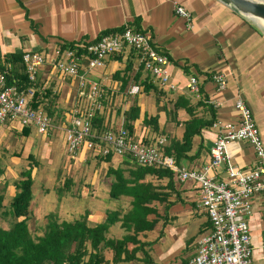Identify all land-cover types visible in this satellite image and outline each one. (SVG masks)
Returning <instances> with one entry per match:
<instances>
[{"label":"crops","instance_id":"crops-1","mask_svg":"<svg viewBox=\"0 0 264 264\" xmlns=\"http://www.w3.org/2000/svg\"><path fill=\"white\" fill-rule=\"evenodd\" d=\"M176 4L191 12V28H187L186 21L175 14ZM125 24L145 33L152 44L167 55L174 88L160 89L154 85L145 90L143 80L146 72L137 53L128 48L106 57L103 65L93 69H87L83 61L82 71L103 89L106 104L100 115L104 118V126L125 127L130 107L136 106L138 117L129 122L133 136L138 140H149V143L164 137L166 141L160 148L163 145L168 147L172 140L182 142L185 122L191 117L211 120L212 124L236 122L238 114L234 109V100L240 96L249 105L264 143V32L221 1L0 0V69L5 68L11 74V65L17 66L12 57L24 52H39L44 56L35 83L27 84L35 87L33 98H38L37 109L42 108L45 113L56 116L50 117L51 126L46 134H41L43 138L49 133L57 138L63 132L64 140L65 127L73 116V108L85 105L79 96L77 79L62 75L55 66L56 60L64 57L62 46L95 41L102 32L120 31ZM15 71L14 74H18L17 69ZM212 74L224 76V89L217 88L211 80ZM191 75L199 80L198 95L192 94L186 87ZM16 82L24 83L21 79ZM133 85L139 86L138 92H130ZM153 116L157 117L155 127L144 122V118ZM54 121L59 125L58 129L53 128ZM212 124L193 135L185 156L175 160L170 157L175 166L201 170L209 162V149L217 136ZM26 128L29 134L24 136L22 132ZM30 132L31 127H21L17 121L0 127L2 137L7 134L21 135L29 148L32 147L27 142ZM28 147L26 151L30 150ZM44 147L51 149L49 145ZM228 153L231 163L239 168H249L254 164V151L246 141L229 144ZM66 156L68 161H79L81 158L85 161L86 156L95 158L98 161L95 167L104 172L109 180L108 193L105 194L107 207L103 212L88 211L90 226L103 222L109 210H118L123 214L130 209L131 198L128 196H120L111 202L109 189L112 177L106 173L109 168H122L127 175L138 165L131 156H94L84 150L74 155L66 153ZM108 156L109 160H104ZM114 158H117L115 162ZM32 177L35 181L33 169ZM19 178L17 175L13 183ZM144 180L151 181L157 186V192L167 195L163 201L153 203L156 214H150L148 218L155 219V223L150 230L140 232L137 239L149 244L144 249L150 257V264H187L197 251L200 235L210 229L209 218L198 204L196 184L192 180L180 181L174 172L168 186L167 178L146 175ZM3 183L5 185L6 180ZM12 184H6L7 189H11L8 194L0 191L3 197L1 212L9 211V202L17 192ZM94 187L98 189V186ZM95 195H98L97 192L93 197L98 198ZM34 200L29 206L30 217L34 211ZM248 223L252 244L251 264H264V192L254 196ZM126 233L117 222L109 227L107 237L121 238ZM133 247V244H128L129 250ZM104 255L111 261L110 251H104ZM142 256L139 251L136 259L119 264H146L141 260Z\"/></svg>","mask_w":264,"mask_h":264},{"label":"built area","instance_id":"built-area-1","mask_svg":"<svg viewBox=\"0 0 264 264\" xmlns=\"http://www.w3.org/2000/svg\"><path fill=\"white\" fill-rule=\"evenodd\" d=\"M174 12L186 21L187 28H191V12L177 4ZM76 45V50L65 49L63 59L55 62L62 75L77 79L79 96L85 102V105L73 108V116L65 127L66 153L74 155L84 150L94 156L129 155L140 166L168 168L180 181L192 180L198 188V204L209 218L210 229L200 235L197 251L187 264H251L248 219L254 196L264 192V143L246 101L240 96L234 100V109L238 114L236 122L212 124L217 136L209 149V162L201 170L179 168L160 151L159 146L166 141L164 137H159L152 145L130 135L123 126H104L101 131L93 130L96 112L101 113L104 109L101 102L104 94L101 85L82 71L83 61L87 69H93L103 65L106 57L128 48L137 53L144 71L158 87L170 90L174 84L170 79L167 55L159 51L145 33L126 24L120 31ZM43 61L44 56L39 52L22 53V63L31 84L35 83ZM7 73V70L0 71V127L17 121L21 127L34 126L39 134H46L51 126V118L41 109L31 106L35 87L22 86L15 81L9 84ZM211 80L220 90L226 86L222 74H212ZM186 87L192 94L198 95V78L191 75ZM138 90V85L130 88L131 93ZM239 141L248 142L254 151V164L249 168H239L230 161L228 146Z\"/></svg>","mask_w":264,"mask_h":264},{"label":"trees","instance_id":"trees-1","mask_svg":"<svg viewBox=\"0 0 264 264\" xmlns=\"http://www.w3.org/2000/svg\"><path fill=\"white\" fill-rule=\"evenodd\" d=\"M115 31L106 30L100 36ZM76 46L73 44L63 45L61 49L73 50ZM78 51L83 52L80 49ZM21 57L22 54L12 57L17 66L11 65V74L7 73L6 78L9 84H12V81L16 82L17 80H12V78H15L24 82L21 84L22 86H27L30 82L27 79ZM15 69H17L18 74H14ZM3 70L5 71V68L0 69V71ZM143 84L145 90H148L150 86L154 87V85L158 87L153 78L147 73ZM37 100L38 98H35V100L33 98L31 102V106L35 109L39 106ZM101 102L103 105L106 104L104 99ZM100 114V112H96L92 124L93 130L101 131L104 128V118ZM211 114L214 115L213 110H211ZM47 116L50 117L49 114ZM137 117L138 108L136 106L130 107L127 114V124L124 128L132 136V125L129 122ZM145 121L155 127L157 117L144 118ZM211 124V120L191 117L189 121L185 122L182 142L172 140L168 147L163 145L160 148L159 146L160 151L174 160L185 156V152L191 145L193 135L199 134L202 128ZM28 134V128L24 129L22 135L27 136ZM144 142L146 144H156V141L149 143V140H145ZM27 157L30 158L31 156L28 155ZM104 160L108 161L109 156L105 157ZM34 167L35 165H30L20 171V178L14 184L17 192L9 202V211H0V215H9L14 219L8 229L0 226V264H119L136 259V253L139 251L143 254L141 260L146 264H150V257L144 249L149 244L138 240L137 235L153 227L155 219L150 220L148 218V215L156 214V209L152 205L154 202L163 201L167 194L157 192V186L144 179L146 175H153L158 179L167 178V186L171 185L173 172L170 169L137 165L134 170H130L125 175L122 168H109L106 173L109 177H112L109 197L111 199H118L120 196L130 197V209L128 211L122 214L118 210H109L106 212L105 220L93 226H90L87 222V212L73 221L60 220L55 213L51 212L45 216L46 222L42 234L33 236L29 230L28 221L30 218L29 206L33 199L32 169ZM2 200L3 197L0 195V210ZM117 222H120V226L127 233L121 238H108L109 227ZM129 243L134 245L131 250L128 249ZM106 250L112 253L111 261L105 258L104 251Z\"/></svg>","mask_w":264,"mask_h":264},{"label":"rangeland","instance_id":"rangeland-1","mask_svg":"<svg viewBox=\"0 0 264 264\" xmlns=\"http://www.w3.org/2000/svg\"><path fill=\"white\" fill-rule=\"evenodd\" d=\"M246 20L264 32L262 23L257 22L263 28L251 20ZM12 80L20 79L12 78ZM52 125L54 129L56 127L58 129L59 125L56 121ZM58 135L56 138L54 134L49 133L43 138L37 133L36 128L31 126V132L27 138V142L32 145L31 148L29 145L26 146V141L21 139V135L7 134L3 137L0 135V191L7 192V194L11 192L6 184L15 182L17 175H20L19 172L27 166L35 165V169L33 168L35 181L33 178L34 184L32 185L35 206L28 221L29 230L33 236L42 234L46 222L45 216L48 212L55 213L60 220L73 221L86 212L88 214V211L103 212L107 207L105 201L107 195L105 194L108 193L109 180L106 175L104 176V172L95 167L98 161L89 156H86L85 161L91 159V162L87 161V163H83L85 162L83 158L79 161L78 159L68 161L63 132ZM44 145H49L51 149L43 148ZM26 147L30 150L26 151ZM27 155L31 157L28 158ZM116 159L114 158L113 161L115 162ZM5 180L7 183L4 185ZM11 186H14V183ZM94 186H98V189ZM95 192L98 198L93 197ZM111 202H114V199H111ZM96 205L97 208H95ZM13 221L14 219L9 215H0V226L4 228H10Z\"/></svg>","mask_w":264,"mask_h":264},{"label":"water","instance_id":"water-1","mask_svg":"<svg viewBox=\"0 0 264 264\" xmlns=\"http://www.w3.org/2000/svg\"><path fill=\"white\" fill-rule=\"evenodd\" d=\"M219 1L233 8L244 18L251 20L259 27H261L257 23L256 19L261 18L264 20V0H219Z\"/></svg>","mask_w":264,"mask_h":264},{"label":"bare ground","instance_id":"bare-ground-1","mask_svg":"<svg viewBox=\"0 0 264 264\" xmlns=\"http://www.w3.org/2000/svg\"><path fill=\"white\" fill-rule=\"evenodd\" d=\"M259 23H262L263 25H264V20L263 19H261V18H257L256 19Z\"/></svg>","mask_w":264,"mask_h":264}]
</instances>
